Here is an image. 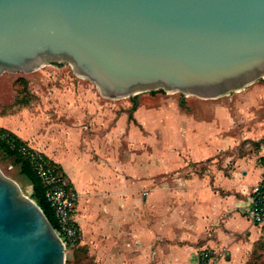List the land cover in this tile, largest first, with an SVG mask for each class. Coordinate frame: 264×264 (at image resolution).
I'll list each match as a JSON object with an SVG mask.
<instances>
[{"label": "water", "instance_id": "1", "mask_svg": "<svg viewBox=\"0 0 264 264\" xmlns=\"http://www.w3.org/2000/svg\"><path fill=\"white\" fill-rule=\"evenodd\" d=\"M66 60L105 97H218L264 76V0H0V73ZM0 264H65L41 207L0 170Z\"/></svg>", "mask_w": 264, "mask_h": 264}, {"label": "crops", "instance_id": "2", "mask_svg": "<svg viewBox=\"0 0 264 264\" xmlns=\"http://www.w3.org/2000/svg\"><path fill=\"white\" fill-rule=\"evenodd\" d=\"M65 97L47 124L46 117L34 112L29 129L13 131L57 163L73 190L99 196L95 235L101 264H197L204 247L216 252V264H249L261 226L245 215L246 192L264 178V160L258 164L248 155L238 156L227 171L233 155L222 166L216 155L231 145L230 138L217 136V124L196 121L195 174L176 187L182 195L168 191L166 174L154 187L152 174H141L149 191L140 196L131 114L82 102L65 106L73 98ZM145 113L141 109L140 115ZM123 133L127 146L122 154Z\"/></svg>", "mask_w": 264, "mask_h": 264}, {"label": "rangeland", "instance_id": "3", "mask_svg": "<svg viewBox=\"0 0 264 264\" xmlns=\"http://www.w3.org/2000/svg\"><path fill=\"white\" fill-rule=\"evenodd\" d=\"M61 96L73 97L66 99L65 106H79L82 102L90 107L97 106L98 110L111 108L131 114L135 123V147L131 150L135 152V180L140 196L149 191L141 183V174H152L153 187L161 182L160 174H166L163 181L167 182L169 192L181 190L176 187H182V181L195 174L196 121L213 122L220 128L218 137L230 138L231 145L216 155L218 165L227 164V159L233 155L225 167L227 171L231 170V161L238 156L248 155L258 164L264 160V147L259 149L253 144L264 136V76L218 97H201L159 87L109 98L98 92L94 82L76 74L70 62L54 59L31 71L3 70L0 73V126L11 131L23 127L29 129L33 125L30 116L34 112L46 117L47 124L48 116L63 105ZM141 109L147 112L144 116L140 115ZM122 121L120 119L121 125ZM123 135L122 154L127 144ZM0 170L29 196L31 187L26 178L2 150ZM74 192L76 201L71 214L78 227L79 239L73 244H65V264H101L96 256L95 224L99 219L97 208L102 202L97 194ZM179 193L182 195V191ZM75 213L79 214L78 219H75ZM260 226L261 234L254 243L249 264H264V226Z\"/></svg>", "mask_w": 264, "mask_h": 264}, {"label": "built area", "instance_id": "4", "mask_svg": "<svg viewBox=\"0 0 264 264\" xmlns=\"http://www.w3.org/2000/svg\"><path fill=\"white\" fill-rule=\"evenodd\" d=\"M13 146V142H11ZM19 152L28 158L38 174L45 190V197L50 203L58 229L56 233L64 244L78 241V227L72 217L75 206L76 193L67 186V179L45 160L43 153L28 145L21 143L17 146ZM245 215L255 224H264V180L260 179L250 184L247 192ZM216 252L211 248H201L198 253L197 264H216Z\"/></svg>", "mask_w": 264, "mask_h": 264}, {"label": "trees", "instance_id": "5", "mask_svg": "<svg viewBox=\"0 0 264 264\" xmlns=\"http://www.w3.org/2000/svg\"><path fill=\"white\" fill-rule=\"evenodd\" d=\"M11 142H13V146L11 145ZM21 143L26 142L13 131L0 126V150H2L5 155L11 157L13 159V162L18 165L19 172L26 178L28 184L31 187L29 197L37 202V204L41 207L42 211L46 215L47 219L50 221L52 227L57 230V221L55 219L53 209L45 197V190L42 182L28 158L17 149V146ZM263 143L264 136H262L259 140L253 142L254 145L259 147ZM43 156L45 160L55 169V171L60 172L64 177H66L61 167L57 163L53 162L45 154H43ZM262 180H264V178H262ZM70 185V182L67 181V186L71 187Z\"/></svg>", "mask_w": 264, "mask_h": 264}]
</instances>
